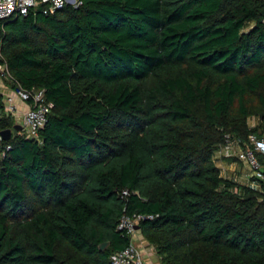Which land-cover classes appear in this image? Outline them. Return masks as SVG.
Listing matches in <instances>:
<instances>
[{
    "label": "trees",
    "instance_id": "trees-1",
    "mask_svg": "<svg viewBox=\"0 0 264 264\" xmlns=\"http://www.w3.org/2000/svg\"><path fill=\"white\" fill-rule=\"evenodd\" d=\"M78 2L0 23L7 83L54 103L38 139L0 117V264H112L125 213L162 264H264V181L214 160L264 135V0Z\"/></svg>",
    "mask_w": 264,
    "mask_h": 264
},
{
    "label": "built area",
    "instance_id": "built-area-1",
    "mask_svg": "<svg viewBox=\"0 0 264 264\" xmlns=\"http://www.w3.org/2000/svg\"><path fill=\"white\" fill-rule=\"evenodd\" d=\"M66 3H71V0H0V23L12 16L27 15L31 9L41 5H43L44 13H54L64 7ZM74 3L78 4L79 2L75 0L71 4ZM4 79H8L7 65L2 62L0 52V80ZM16 100L27 104V109L24 111L21 121L18 122L16 120V123L22 126L21 135L29 139H38L40 131L47 124L54 103L46 99L44 89L33 88L26 90L18 85L11 88L10 93L6 96H3L0 91V117L3 113H7L11 114L15 119L17 118L19 109ZM255 119L254 117V123L251 127L257 124ZM3 140L0 133V142ZM9 148L10 146L6 147V149ZM217 155L225 158L237 157L240 162L250 167L252 177L264 181L263 163L260 160V157L264 160V135L258 136L256 133H251L247 139H243L227 133L225 142L220 145L215 156ZM121 194L123 197H127L130 192L123 190ZM154 217L151 214H123L119 221L118 229L129 238V241L124 248L112 254V264H145L143 252L135 243L138 232L136 226L140 225L141 221L153 219Z\"/></svg>",
    "mask_w": 264,
    "mask_h": 264
},
{
    "label": "crops",
    "instance_id": "crops-1",
    "mask_svg": "<svg viewBox=\"0 0 264 264\" xmlns=\"http://www.w3.org/2000/svg\"><path fill=\"white\" fill-rule=\"evenodd\" d=\"M0 91L3 96H6L7 94L10 93L11 87L6 80H0ZM16 104L19 109L16 120L20 122L24 111L27 109V104L21 102L20 100H16ZM217 165L221 167L220 164ZM237 172L238 171H236V176H237ZM230 178L236 179V177H230ZM136 241H137V245L140 247V249L143 252L145 264H162L156 248L149 243V241L145 238V236L142 234L140 229L138 230Z\"/></svg>",
    "mask_w": 264,
    "mask_h": 264
},
{
    "label": "rangeland",
    "instance_id": "rangeland-1",
    "mask_svg": "<svg viewBox=\"0 0 264 264\" xmlns=\"http://www.w3.org/2000/svg\"><path fill=\"white\" fill-rule=\"evenodd\" d=\"M77 3V2H76ZM74 3V4H76ZM5 80V79H4ZM7 80V79H6ZM254 115L249 118V125L252 126L254 123ZM256 118V117H255ZM258 122V118L255 119V123ZM216 155V154H215ZM214 160L216 164H220V168L223 175H226L228 177H236V180L240 182H247L252 177V171L250 167H248L246 164L240 162L237 157L232 158H225L221 156H214ZM236 171L237 176H236ZM242 173V175H241ZM138 233V232H137ZM137 238V236H136ZM135 243L137 244V241L135 239Z\"/></svg>",
    "mask_w": 264,
    "mask_h": 264
},
{
    "label": "water",
    "instance_id": "water-1",
    "mask_svg": "<svg viewBox=\"0 0 264 264\" xmlns=\"http://www.w3.org/2000/svg\"><path fill=\"white\" fill-rule=\"evenodd\" d=\"M75 0H71V3L74 2ZM15 129L17 130H21L22 129V126L20 124H16L15 125ZM1 135L3 137L4 140H8L10 137H11V134H12V130L11 129H5V130H2L1 132ZM136 229H140V225L136 226ZM109 242H105L103 244L100 245V249L101 250H104L107 246H108Z\"/></svg>",
    "mask_w": 264,
    "mask_h": 264
}]
</instances>
